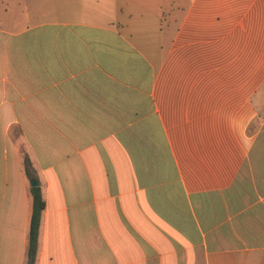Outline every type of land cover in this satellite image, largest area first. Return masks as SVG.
I'll use <instances>...</instances> for the list:
<instances>
[{
	"label": "crops",
	"instance_id": "crops-1",
	"mask_svg": "<svg viewBox=\"0 0 264 264\" xmlns=\"http://www.w3.org/2000/svg\"><path fill=\"white\" fill-rule=\"evenodd\" d=\"M32 179L33 264H264V0H0V264Z\"/></svg>",
	"mask_w": 264,
	"mask_h": 264
},
{
	"label": "trees",
	"instance_id": "trees-1",
	"mask_svg": "<svg viewBox=\"0 0 264 264\" xmlns=\"http://www.w3.org/2000/svg\"><path fill=\"white\" fill-rule=\"evenodd\" d=\"M24 165L27 175L31 178L32 172L30 171L31 162L27 155L24 157ZM32 195L31 213H30V224H29V238H28V259L29 262L34 263L37 259L38 248H39V236L42 213L45 209V199L41 188L39 186L30 187Z\"/></svg>",
	"mask_w": 264,
	"mask_h": 264
},
{
	"label": "water",
	"instance_id": "water-1",
	"mask_svg": "<svg viewBox=\"0 0 264 264\" xmlns=\"http://www.w3.org/2000/svg\"><path fill=\"white\" fill-rule=\"evenodd\" d=\"M39 185V181H38V179H32L31 181H30V186L31 187H36V186H38ZM28 264H33L32 262H29Z\"/></svg>",
	"mask_w": 264,
	"mask_h": 264
}]
</instances>
